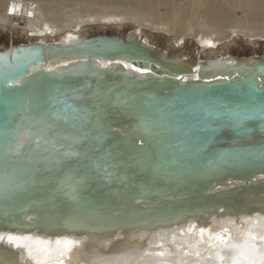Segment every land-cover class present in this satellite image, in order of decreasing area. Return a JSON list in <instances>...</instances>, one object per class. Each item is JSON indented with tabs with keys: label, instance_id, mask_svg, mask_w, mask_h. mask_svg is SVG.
<instances>
[{
	"label": "water",
	"instance_id": "water-1",
	"mask_svg": "<svg viewBox=\"0 0 264 264\" xmlns=\"http://www.w3.org/2000/svg\"><path fill=\"white\" fill-rule=\"evenodd\" d=\"M167 58L117 34L0 47L1 234L79 237L83 252L104 236L109 254L146 247L131 237L143 226H211L214 212L241 227L256 212L224 205L264 193V115L249 111L264 56L191 71ZM233 181L255 183L215 193Z\"/></svg>",
	"mask_w": 264,
	"mask_h": 264
},
{
	"label": "bare ground",
	"instance_id": "bare-ground-1",
	"mask_svg": "<svg viewBox=\"0 0 264 264\" xmlns=\"http://www.w3.org/2000/svg\"><path fill=\"white\" fill-rule=\"evenodd\" d=\"M58 1L63 2L60 9L55 7V3ZM0 8L1 28L9 29L12 35L21 31L26 37H35L38 38L35 41L44 43L56 42L43 39L55 36H60L59 42L62 43L78 39L81 36L76 32L88 25H120L128 21L139 26L136 29L137 33L141 32L140 28H149L173 35L177 39V44L185 46L188 51L192 45L196 46L199 52L208 50V53H204V59L207 60H213L218 56L223 57V55H210L219 45L234 36H242L246 40L264 39V0H0ZM235 10H240L242 16H237ZM127 38H135V36L130 35ZM141 41L155 47L144 40ZM164 53L169 61L182 65L189 71L196 68L202 59L201 56H197L196 60L190 61V58H186V56ZM225 57L234 59L230 56ZM233 184L236 185L234 188H223L215 193L222 194L226 191L238 190L237 192L240 194L248 188L254 187L252 183L246 185L239 181H233ZM146 203L151 204L152 202ZM224 206L228 209L229 214L253 210L258 213L255 212L249 216L255 217L257 214L264 216V193L258 197L247 195L234 199V201L225 203ZM217 216L218 214L215 215L214 212L208 214V220L211 219V227L215 230L220 229L215 224ZM224 218L221 220L223 221ZM158 224L160 225L151 228L143 226L137 231L131 232V237L142 245L145 240L152 239L154 233L175 228L170 226L171 224L166 225L162 222ZM243 226L242 223L241 227ZM9 237L12 239L10 240ZM37 237L49 241V248L52 249L50 264H56L59 259L56 249L61 246L56 245L57 239L66 238L71 241H79L78 247L83 243V238L79 237L51 239L36 234L0 233V241L9 245V251H12L10 248L14 249L12 251L13 261L8 263L0 260V264H37V261L30 257L28 252L29 246L35 247ZM106 239L103 236L98 240H91V243L88 242V248L85 249V252L81 250L78 258L87 264L95 258L116 256L128 248L102 254L99 246L105 247ZM165 248H170V245L165 244ZM152 250L161 251L163 249L153 248Z\"/></svg>",
	"mask_w": 264,
	"mask_h": 264
},
{
	"label": "snow or ice",
	"instance_id": "snow-or-ice-1",
	"mask_svg": "<svg viewBox=\"0 0 264 264\" xmlns=\"http://www.w3.org/2000/svg\"><path fill=\"white\" fill-rule=\"evenodd\" d=\"M249 111L264 115V100L258 108ZM27 136L25 132L20 141ZM239 219L243 227H236L235 217H226L219 230L195 223L162 230L153 234L146 247L129 246L116 256L95 258L87 264H264V216L257 214ZM55 243L61 246L56 249L59 256L56 264H85L78 258L79 241L65 238ZM165 244L170 248H165ZM153 248L163 250L153 251ZM28 252L37 264H50L49 241L37 237L35 247L29 246Z\"/></svg>",
	"mask_w": 264,
	"mask_h": 264
},
{
	"label": "rangeland",
	"instance_id": "rangeland-1",
	"mask_svg": "<svg viewBox=\"0 0 264 264\" xmlns=\"http://www.w3.org/2000/svg\"><path fill=\"white\" fill-rule=\"evenodd\" d=\"M62 6L63 2L58 1L55 3V7L58 9L62 8ZM235 14H237V16H242V12L240 10H235ZM138 28L139 26H137V24L128 21L120 25H88L83 29H79L76 33L81 37L93 36L97 34H117L126 37L131 35L163 50L167 54L183 57L186 56V58H190V61L196 60L197 56H201V58L204 59V53H208V50L199 52L197 47L193 45L189 47L188 51L185 46L177 44V39L173 35L150 30L149 28H140L141 32L137 33L136 29ZM35 39L37 40L38 38L26 37V35L21 31L12 35L9 29L0 27V47H8L10 44H22L29 41H35ZM43 39L45 41H59L60 36L47 37ZM209 52V54H211V51ZM214 55L230 56L233 58L262 56L264 55V39L246 40L242 36H234L219 45L210 56Z\"/></svg>",
	"mask_w": 264,
	"mask_h": 264
}]
</instances>
